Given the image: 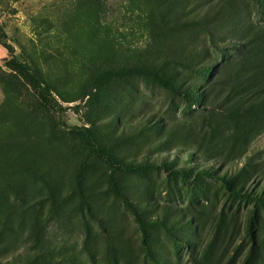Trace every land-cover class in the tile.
I'll return each instance as SVG.
<instances>
[{"label": "rangeland", "instance_id": "374dc122", "mask_svg": "<svg viewBox=\"0 0 264 264\" xmlns=\"http://www.w3.org/2000/svg\"><path fill=\"white\" fill-rule=\"evenodd\" d=\"M0 29V264H264V0H0Z\"/></svg>", "mask_w": 264, "mask_h": 264}, {"label": "trees", "instance_id": "16d2710c", "mask_svg": "<svg viewBox=\"0 0 264 264\" xmlns=\"http://www.w3.org/2000/svg\"><path fill=\"white\" fill-rule=\"evenodd\" d=\"M5 39V34L4 32L0 29V40H4ZM4 47L9 49V46L4 44ZM16 71H19L22 73L23 77H25V79H27V81L30 83L32 89L35 91V93L38 96V99L40 100V102L46 107L47 110H49L50 112L55 113L57 111V109H59V105L55 102V100H53V98H51L50 93L48 91V89L45 87V85H43L39 79L31 76L28 71L25 69L24 66H22L21 64H19L18 68H14ZM165 84V83H164ZM166 85V84H165ZM80 137H82L83 140L86 141L87 144L91 145V132L88 130H84L83 133H81L79 135ZM98 155H102L105 156V158H107L108 156H106L103 152L101 151H97L96 152ZM112 165H114L116 168L120 169L121 171L124 172H134L137 170H142L145 168H152V167H158L155 166L154 164H144V163H139V164H134V165H124V164H120L117 163L113 160H108ZM163 168L165 171H168L166 169L165 166L161 167ZM177 170V169H176ZM176 173V172H175ZM177 173H179L181 176L184 177V173L182 169H179L177 171ZM203 174L207 177H212L211 174L208 173H204ZM226 187L228 188V185L226 184ZM239 194V193H238ZM241 195V194H239ZM259 204L261 205V207L264 210V201L258 199Z\"/></svg>", "mask_w": 264, "mask_h": 264}]
</instances>
